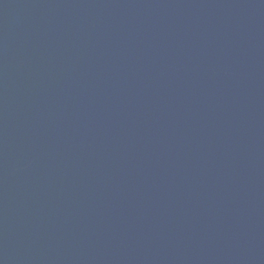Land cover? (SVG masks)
I'll list each match as a JSON object with an SVG mask.
<instances>
[{"label": "water", "instance_id": "water-1", "mask_svg": "<svg viewBox=\"0 0 264 264\" xmlns=\"http://www.w3.org/2000/svg\"><path fill=\"white\" fill-rule=\"evenodd\" d=\"M0 264H264V0H0Z\"/></svg>", "mask_w": 264, "mask_h": 264}]
</instances>
